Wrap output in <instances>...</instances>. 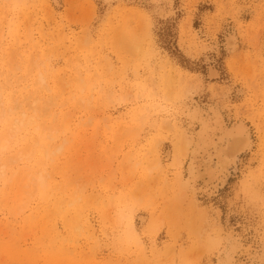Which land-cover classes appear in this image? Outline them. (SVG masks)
I'll return each mask as SVG.
<instances>
[{
    "label": "rangeland",
    "instance_id": "1",
    "mask_svg": "<svg viewBox=\"0 0 264 264\" xmlns=\"http://www.w3.org/2000/svg\"><path fill=\"white\" fill-rule=\"evenodd\" d=\"M0 264H264V0H0Z\"/></svg>",
    "mask_w": 264,
    "mask_h": 264
},
{
    "label": "bare ground",
    "instance_id": "2",
    "mask_svg": "<svg viewBox=\"0 0 264 264\" xmlns=\"http://www.w3.org/2000/svg\"><path fill=\"white\" fill-rule=\"evenodd\" d=\"M217 76L218 71L212 69L211 77L214 78ZM220 117L217 118L216 116L217 120L213 123L215 124L213 127L204 124L202 125L203 128L199 133V141L194 142L199 145L198 148L195 149L199 152H197L196 156L192 159L191 163L194 164L193 170L188 178L189 186L197 190V192L208 195H212L211 192L217 193L219 189L226 185L229 178L230 168L236 167L241 156L247 154L253 146L249 134L250 131H248L245 125L239 123V125L229 129L225 126L222 117L221 119ZM196 136L198 137V134ZM183 144L184 143L182 142V145ZM39 175L41 174L39 173ZM200 181L202 182L201 186L198 185Z\"/></svg>",
    "mask_w": 264,
    "mask_h": 264
}]
</instances>
